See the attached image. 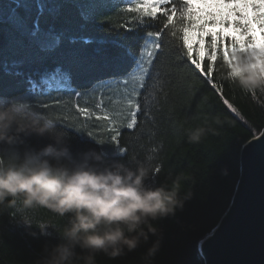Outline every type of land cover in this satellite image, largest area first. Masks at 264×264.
I'll return each mask as SVG.
<instances>
[{
	"label": "trees",
	"instance_id": "trees-1",
	"mask_svg": "<svg viewBox=\"0 0 264 264\" xmlns=\"http://www.w3.org/2000/svg\"><path fill=\"white\" fill-rule=\"evenodd\" d=\"M111 2L118 3V0ZM132 6L134 4L120 3L108 16L97 19L98 24L107 21L101 30L84 33L104 43L87 46L83 53L95 65V71L75 79L73 87L81 93L79 99L74 94L59 92L25 99L29 87L26 80L29 77L39 79L37 73L45 67L25 64L21 69L22 76L10 75L0 67V107L13 103L30 104L31 107L27 108L32 113L54 120L58 129L68 132L73 153L96 149L105 152L109 162L117 160L133 167L151 156L153 166L161 168L153 178L155 183L170 182V175L173 178L182 176V190L190 193L191 199L175 217L159 222L163 240L152 264H204L199 245L217 226L230 205L240 175L242 147L264 129V94L243 92L237 86L221 81L215 71L210 79L220 85V90L213 88L207 82L209 78L195 70V65L188 59L187 50L182 48L183 34L177 32L173 37L170 30L161 27L165 21L162 12L157 13L160 20L155 23L145 20V25L152 27H136L133 23V31H126L121 27L122 22L138 14L122 10ZM3 15L6 18L7 12ZM188 23L185 20V24ZM7 27L0 24V29ZM156 29L164 32L162 48L150 76L146 78L144 89H139L142 110L137 126L127 129V120H124L119 127V144L125 149L120 155L117 146L111 142L112 133L107 130L105 122L79 115L76 105L94 109L103 95L105 105L112 111L118 110L122 105L117 103L119 99L108 88L93 89L101 80H122L135 67L133 59L121 58L122 49L116 45L131 44V53L138 60L140 51L146 47L147 31ZM126 36L128 40H125ZM96 48L100 51H95ZM197 48L193 44V59L197 58ZM219 57L214 67L220 66ZM208 63L206 58L202 62L205 71ZM85 80L91 81L87 87L84 86ZM224 99L233 105L235 112L223 103ZM217 119L219 123L214 122ZM206 120L213 131L199 144L189 143L187 130L204 124ZM98 140L104 143H98ZM26 143L38 148L48 141L32 137ZM24 221L31 227H26ZM40 223L49 225L50 235L34 239L30 232L38 233ZM65 224L66 219L46 209L21 210L0 206V264H33L45 243L58 242L56 234ZM151 239L155 240V237ZM150 246L151 241L115 261L103 256L97 259L99 264H141L142 255Z\"/></svg>",
	"mask_w": 264,
	"mask_h": 264
},
{
	"label": "clouds",
	"instance_id": "clouds-1",
	"mask_svg": "<svg viewBox=\"0 0 264 264\" xmlns=\"http://www.w3.org/2000/svg\"><path fill=\"white\" fill-rule=\"evenodd\" d=\"M253 29L248 50L224 52L219 67L214 54L210 71L243 92L264 94V30ZM212 131L206 120L187 130L188 142L199 144ZM32 137L48 143L33 147L26 143ZM106 157L96 149L73 153L68 132L26 106L0 107V206L46 209L66 219L58 242L45 243L33 264H99L98 256L115 261L150 241L141 264H152L163 240L159 222L183 211L191 194L183 192L180 175L155 183L161 168L153 166L151 156L134 167ZM49 230L40 223L38 233L30 235L46 237Z\"/></svg>",
	"mask_w": 264,
	"mask_h": 264
},
{
	"label": "snow or ice",
	"instance_id": "snow-or-ice-1",
	"mask_svg": "<svg viewBox=\"0 0 264 264\" xmlns=\"http://www.w3.org/2000/svg\"><path fill=\"white\" fill-rule=\"evenodd\" d=\"M120 3L134 4L122 11L138 14L122 22L121 27H125L126 31H133V23L136 27H152L145 25V20L150 19L155 23L160 20L157 13L162 12L165 21L161 27L165 31L170 30L173 37L177 32L183 34L182 48L187 50L188 59L195 65V70L209 78L207 82L218 91L220 85L210 79L214 54L218 58L227 51L248 50L254 44L253 25L264 30V0H196V6H193V0H118V3L111 0H0V24L8 26L0 29V67L10 75L22 76L21 69L25 64L45 66L42 72L37 73L39 79L29 77L26 80L29 87L25 99L56 92L74 94L79 99L81 93L73 87L75 79L95 71V65L83 53L87 46L104 43L84 33L101 30L107 21L98 24L97 19L108 16ZM5 12L6 18L3 15ZM185 20L189 21L187 25ZM228 29L242 39L238 40L237 35L226 31ZM190 33L195 34V44L198 46L195 59L192 57ZM163 35L164 32L159 29L147 31L146 47L140 51L138 60L131 53V44L116 45L122 49L121 58L133 59L135 67L122 80H101L93 91L123 85V97L117 100L122 106L118 110L109 109L103 95L94 109L76 105L79 115L105 122L107 130L112 133L111 142L120 153H124L125 149L119 144V127L127 120V129H134L142 110L139 101L142 92L134 86L129 88V84L138 83L139 88L144 89L146 78L150 76L162 48ZM128 39L126 36L125 40ZM95 51L99 52L100 49L96 48ZM205 58L209 61L206 71L202 67ZM90 84V80H85V87ZM223 103L233 112L236 111L227 99ZM13 105L31 107L25 103ZM97 142L104 143L103 140Z\"/></svg>",
	"mask_w": 264,
	"mask_h": 264
},
{
	"label": "water",
	"instance_id": "water-1",
	"mask_svg": "<svg viewBox=\"0 0 264 264\" xmlns=\"http://www.w3.org/2000/svg\"><path fill=\"white\" fill-rule=\"evenodd\" d=\"M199 251L204 264H264V129L242 147L230 205Z\"/></svg>",
	"mask_w": 264,
	"mask_h": 264
},
{
	"label": "rangeland",
	"instance_id": "rangeland-1",
	"mask_svg": "<svg viewBox=\"0 0 264 264\" xmlns=\"http://www.w3.org/2000/svg\"><path fill=\"white\" fill-rule=\"evenodd\" d=\"M193 6H196V0H193ZM190 42L192 43V45L195 44V34L194 33H190ZM148 50H151V49L149 48ZM133 86L136 87L138 90L140 89L138 83L129 84V88ZM108 91L118 99H122L123 97V85H112L111 87L108 88Z\"/></svg>",
	"mask_w": 264,
	"mask_h": 264
},
{
	"label": "bare ground",
	"instance_id": "bare-ground-1",
	"mask_svg": "<svg viewBox=\"0 0 264 264\" xmlns=\"http://www.w3.org/2000/svg\"><path fill=\"white\" fill-rule=\"evenodd\" d=\"M227 223V221L225 222V224ZM220 233L216 234L213 238L216 239L219 236Z\"/></svg>",
	"mask_w": 264,
	"mask_h": 264
}]
</instances>
